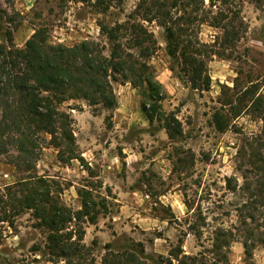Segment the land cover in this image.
Returning <instances> with one entry per match:
<instances>
[{
    "label": "rangeland",
    "instance_id": "rangeland-1",
    "mask_svg": "<svg viewBox=\"0 0 264 264\" xmlns=\"http://www.w3.org/2000/svg\"><path fill=\"white\" fill-rule=\"evenodd\" d=\"M137 2L0 0V43L8 45L12 37L15 46L23 47L41 28L50 43L91 39L107 53L109 43L98 23L124 21ZM203 3L210 15L218 6L229 13L233 28L224 37L221 28L207 22L194 26L207 53L202 59L209 83L202 88H193L180 59L168 54L157 21H142L156 40L148 63L163 91L157 102L163 119L150 122L138 89L120 80L113 83L117 106L111 110L82 99L61 105L72 117L81 160L59 161L44 133L38 134V155L20 169L14 146H0V264H56L48 260L47 229L19 201L23 188L18 181L29 175L44 177L54 196L72 210L80 207L78 189L92 191L103 212L96 224L84 223V243L94 259L85 264H101L107 243L112 251L142 245L157 264H167L168 250L179 245L196 256L190 264H264L262 198L242 210L264 183L263 121L252 104L257 95L264 97V0ZM169 114L182 129L173 139L164 126ZM244 175L251 183L248 190L240 186ZM226 177L236 183L235 190L227 188ZM249 213L253 218L243 224L240 215Z\"/></svg>",
    "mask_w": 264,
    "mask_h": 264
},
{
    "label": "trees",
    "instance_id": "trees-1",
    "mask_svg": "<svg viewBox=\"0 0 264 264\" xmlns=\"http://www.w3.org/2000/svg\"><path fill=\"white\" fill-rule=\"evenodd\" d=\"M220 2L224 4L226 0ZM211 12L204 9L203 0H138L124 21L113 25L98 23L100 32L109 43L107 53L104 46L91 39L71 45L50 43L41 28L30 35L23 47L15 46L12 37H8V45L0 43V146H14L17 151L14 164L20 169L22 164L36 158L40 147L38 134L44 133L49 135V143L57 148L59 161L81 160L72 117L61 105L69 100L82 99L91 106L102 105L111 110L117 106L113 83L120 80L128 81L138 89L142 97L141 108L150 122L162 117L157 102L163 91L148 63L156 49V40L142 21H157L164 30L168 54L180 59L190 85L202 88L209 83L202 59L207 53H204L205 45L194 33V26L207 22L221 28L224 37L233 28L229 13L219 6L215 14L210 15ZM252 104L259 108L264 135V97L257 95ZM111 117L110 113L107 119ZM164 122L169 138L181 134V125L175 116H165ZM231 180L226 177L227 188L235 190L236 183L232 184ZM18 184L23 188L19 199L22 207L32 209L39 219L38 226L47 229L48 260L56 264L94 262L84 243V223L96 224L103 211L97 209L92 191L78 189L80 207L72 210L54 196L42 176L29 175ZM240 186L244 190L251 187L247 175ZM256 192L247 197L242 210H250L257 197L262 198L264 205V183H259ZM100 205L105 211L103 201ZM247 216L240 215L243 224H246L245 218H253L252 213ZM1 220L7 219L2 217ZM253 232L251 227L250 233ZM260 240L264 242L263 237ZM213 244L220 247L215 240ZM105 246L107 250L101 264H157L153 257L144 253L142 245L140 250L131 247L121 251H112L109 243ZM243 246L246 256L250 257L249 243L244 241ZM173 260L176 264H190L196 256L184 253L179 245L168 250L165 261L173 264Z\"/></svg>",
    "mask_w": 264,
    "mask_h": 264
}]
</instances>
